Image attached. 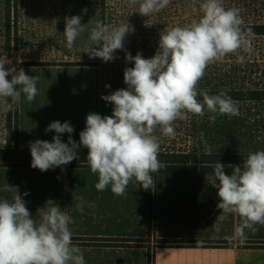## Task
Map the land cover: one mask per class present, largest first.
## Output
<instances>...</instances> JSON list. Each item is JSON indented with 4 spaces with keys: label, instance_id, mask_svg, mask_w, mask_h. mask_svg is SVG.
Returning <instances> with one entry per match:
<instances>
[{
    "label": "clouds",
    "instance_id": "obj_1",
    "mask_svg": "<svg viewBox=\"0 0 264 264\" xmlns=\"http://www.w3.org/2000/svg\"><path fill=\"white\" fill-rule=\"evenodd\" d=\"M127 2L129 6L139 4L137 12L149 17L165 9L171 0ZM200 9L202 16L198 20L162 31L151 58L126 52V61L134 62L133 67L124 70L127 88L102 96L113 105L112 115L89 113L79 143L71 136L74 127L69 121L51 122L45 129L46 133H56L51 142H30L31 167L47 172L68 165L79 159L78 150L84 147L88 149L91 172L99 176L98 191L110 185L113 194L123 196L133 179L144 190L153 189L152 173L164 167L159 160L160 139L154 134L157 130L174 138L175 122L187 119L188 114L203 117L207 110L238 115V106L226 91L210 95L207 90H199L198 85L209 65L231 55L237 56V63H243L242 53L251 55V30L242 27L240 9L226 8L224 0H203ZM82 11L87 13L86 8ZM81 21V15L65 17L64 35L69 49L86 31ZM134 31L128 21L115 27L96 21L84 52L92 59L114 61L116 51L124 50L127 35ZM6 64L0 59V98H10L5 111H14L21 93L29 102L35 101L37 77L29 76L23 68H6ZM210 119L214 121L215 115ZM65 133L70 134L67 143L61 138ZM207 151L210 154L211 150ZM213 176L211 184L218 189L217 208L222 210L219 220L238 214L242 223L235 229L234 238L243 241L245 229L255 233V225H264V150L249 153L243 170L236 166L232 174L225 171L224 164L216 162ZM4 191L16 194L11 201L0 199V264H86L81 249L72 242L69 226L75 221L68 213L58 206L40 207L37 221L23 199L29 193L22 196L18 188L9 184ZM80 200L76 207L82 211L83 197ZM89 206L95 208V203Z\"/></svg>",
    "mask_w": 264,
    "mask_h": 264
},
{
    "label": "rangeland",
    "instance_id": "obj_2",
    "mask_svg": "<svg viewBox=\"0 0 264 264\" xmlns=\"http://www.w3.org/2000/svg\"><path fill=\"white\" fill-rule=\"evenodd\" d=\"M241 1L242 4H245V0ZM202 2L203 0H171L165 9L147 17L141 16L137 12L139 4L129 6L127 0H104L103 4L101 0H12L10 3L12 6L16 4L17 8H12L9 17L7 14L9 2L0 0V59L8 63L5 65L6 68L15 66L18 70L21 66H32L23 69L29 76L37 77L38 94L35 101L29 102L26 96L21 93L19 124L23 123L24 128L28 127L27 132L22 134L23 139L28 142H34L37 139L51 142L56 133L54 131L46 133L45 129L51 122L59 120L62 123V108L65 107V121H69L74 127L71 136L79 143V134L86 128V117L89 113H98L102 116L112 115L113 105L106 101L103 102L101 97L103 93L109 95L121 88H127L124 83V70L127 67H133L134 62L126 61V52H131L132 56L139 52L144 58H151L159 46L161 32L198 20L202 16L200 9ZM224 4L226 8L231 7L230 0H224ZM85 8L87 13L82 11ZM73 15L82 16L81 22L86 31L80 34L73 47L69 49L64 35L65 17ZM96 21L113 27L128 21L135 28L134 32L127 35L124 50L116 51L114 61L106 63L100 58L92 59L88 53L84 52L89 46L90 29L95 26ZM9 23L13 27L10 36V49L6 48ZM260 59L264 65V53ZM224 66V61L213 63L208 66L205 75L214 78L219 72H224ZM106 85L111 87L107 88ZM8 101L9 98H0V146L5 145L4 141L10 134L7 127L9 111H5ZM50 108L55 111L52 112ZM252 110L253 113H259L255 107ZM240 111L246 115L248 113L246 105L241 106ZM31 112L32 114H29ZM10 113H15V110ZM10 125L13 127L12 122ZM181 125L180 120L175 122L176 135L174 138L163 136L159 130L154 133L160 139V148L166 146L177 148L182 143L179 128ZM244 131L245 133L238 138L214 141L205 148L219 152L264 150V134H260V130L253 134L252 131L246 132L245 128ZM69 135L65 133V143L68 142ZM80 149L87 148L81 147ZM66 168L69 174L68 183L73 184L75 181L79 183L82 186L79 191L83 192L81 197L91 200L93 197L88 193L90 189L87 187L97 190L98 174L90 178V175L86 174L88 170ZM191 175H156L152 192H149L151 198L149 200L151 203H161L163 201L161 190L164 185L193 186L190 183L198 185L201 182L205 185L214 178L213 174ZM131 182L135 187L133 191L128 190L123 196L113 193L112 195L117 200H134V209H136L141 188L135 179ZM109 188H111L110 185L103 191L107 193ZM68 198L74 199L75 196L69 192ZM102 199H106L105 194ZM125 206L128 207V204ZM163 206L157 205L156 210L154 207L149 210L152 223L147 235L155 233L154 229H157L159 218L163 220L164 217L159 213L167 217V209ZM124 209L127 208L124 207ZM132 220L133 218L127 217L117 221L116 223L119 224L115 230H104L100 225L92 228L87 224L85 231L120 233L125 236L136 230L129 229ZM155 222L156 226H154ZM71 230L72 232H83L78 229Z\"/></svg>",
    "mask_w": 264,
    "mask_h": 264
},
{
    "label": "crops",
    "instance_id": "obj_3",
    "mask_svg": "<svg viewBox=\"0 0 264 264\" xmlns=\"http://www.w3.org/2000/svg\"><path fill=\"white\" fill-rule=\"evenodd\" d=\"M27 67L32 66H21L18 70ZM51 111L54 112L55 109ZM62 113L63 123L65 122V107L62 108ZM19 117L18 103V143L19 147L27 149L30 148V141L23 139L22 134L27 132L28 127L24 128L23 123L19 124ZM62 141L65 142V134L62 135ZM74 169L88 170L86 174H89L90 178L97 175L91 172L90 167ZM67 171L66 167H57L47 172L27 166L0 167V199L11 201L16 194L4 191L5 185L9 184L18 188L22 196L25 192L29 193L23 196V199L35 220L39 218L36 213L37 209L44 206H58L61 211L68 213L75 221L69 227L83 231L72 232V242L81 249L86 264H149V256L152 264H264V247L244 246L248 242L264 241V225H255L257 228L255 233L250 229H245L246 239L243 241L234 238L235 229L241 225L242 218L232 213L228 214L223 221L219 220L222 210L217 208L218 189L211 182L205 185L202 182L198 185L190 183L193 186L164 185L161 190L163 201L154 203L153 207L156 210L157 205H164L163 208L167 209V217L159 213L164 217L163 220L159 218L157 229H154L155 233L147 235L152 223L149 214V190H144L139 186L141 194L138 196V206L134 209V200L115 199L111 188L108 189L109 193H106L91 190V187L86 186L90 189L88 193L93 198L83 199V210L81 211L76 205L81 203L79 198L83 192L79 190L82 186L76 181L69 184ZM133 188L135 187L131 182L126 191H133ZM69 192L75 196L74 199L68 198ZM104 194L106 199H102ZM93 202L95 208L89 206ZM127 204L128 207L125 206ZM127 217L133 218L129 229H136L128 235L85 231L87 224L92 228L100 225L101 229L115 230L119 224L116 222ZM217 225L219 231L216 230ZM148 236L150 239L143 241L142 244L120 243V239H147ZM111 239L119 241L114 242ZM166 239L205 240L211 244L206 246L161 244L160 241ZM221 241H226V244L220 243Z\"/></svg>",
    "mask_w": 264,
    "mask_h": 264
},
{
    "label": "trees",
    "instance_id": "obj_4",
    "mask_svg": "<svg viewBox=\"0 0 264 264\" xmlns=\"http://www.w3.org/2000/svg\"><path fill=\"white\" fill-rule=\"evenodd\" d=\"M11 1L7 0L9 2L7 10L9 17L12 13V8H17L16 4L12 6ZM101 2L103 4L104 0H101ZM230 6L240 9V15L244 21L242 27L245 31L251 30L253 51L251 55L242 53L245 56L243 63H237L236 55L227 57L224 60V72H219L214 78L205 75L199 83L198 89L201 91L207 90L210 95L226 91L236 102L239 114L233 116L220 115L205 110L203 117L188 114L187 119L180 120L182 123L179 127L182 143L177 148L169 146L160 148L159 160L164 167L152 173L154 182V177L159 174H213L215 164L218 161L224 164L225 171L228 174H232L236 166L241 167L243 170V162L249 153L252 152L211 151L209 154L205 146L214 141L220 142L229 138H238L245 133L244 128L246 132L252 131V134L258 132V130H260V134H264V65L262 59H260L264 53V0H245V4H242L241 0H230ZM12 28L9 23L6 47L9 49ZM104 95L106 93H103ZM199 99L201 102L203 101L202 96ZM8 102H10V98ZM243 105H246V109L248 110L246 115L240 111V107ZM14 107L15 113L11 114L9 111V125L7 127L10 134L8 135V139L6 138L5 140V145L0 146V167H31L32 157L30 149L19 147L18 104ZM254 107L259 113H253L252 108ZM213 115H215L214 121L210 119ZM10 118H12L11 121ZM11 122L13 127L10 125ZM78 151L79 159L73 160L68 165L61 167H89L87 162L88 149H79ZM149 191L152 192V189H149ZM153 205L154 203H151L150 200L149 209ZM148 239H150L149 236L147 239H120V243L136 245L142 244L143 241ZM111 240H114V242L119 241L118 239ZM160 242L163 245L169 246H206L211 244L205 240L186 239H166ZM220 243L226 244V241H221ZM244 246L264 247V241H252L244 244ZM149 264H152L150 256Z\"/></svg>",
    "mask_w": 264,
    "mask_h": 264
}]
</instances>
